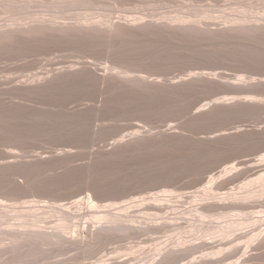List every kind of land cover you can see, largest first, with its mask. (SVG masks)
Returning a JSON list of instances; mask_svg holds the SVG:
<instances>
[{
    "label": "rangeland",
    "instance_id": "1",
    "mask_svg": "<svg viewBox=\"0 0 264 264\" xmlns=\"http://www.w3.org/2000/svg\"><path fill=\"white\" fill-rule=\"evenodd\" d=\"M77 1L0 40V264H264V0Z\"/></svg>",
    "mask_w": 264,
    "mask_h": 264
},
{
    "label": "bare ground",
    "instance_id": "2",
    "mask_svg": "<svg viewBox=\"0 0 264 264\" xmlns=\"http://www.w3.org/2000/svg\"><path fill=\"white\" fill-rule=\"evenodd\" d=\"M2 3H3V6H2V11H0V19L1 18H3V17H1V16H4L5 18H6V20H5V18H3V21H1L0 20V40H5V39H12V38H15V37H31V36H35V35H39V34H50V35H69V36H77V35H79V34H81V33H87V32H89V31H91L90 30V25H87V24H91V23H87V21L88 20H86L85 18H83V16H81V19L80 20H77V21H75V22H72V23H70V21H69V23H68V21L67 20H65V22L66 23H68V24H66V23H59V22H57V21H55L56 19H52V17H51V19L50 20H47L46 19V16H45V11L44 10H47V11H49L48 9H49V7L51 6L52 8H50L51 10H52V12H51V14L52 13H56V11H53V9L55 8L56 10H57V5H58V7H60V6H65L66 8H67V6L68 5H70V4H73V6L72 7H77V6H74V4L76 5V2H74L73 0H55V1H53V3H55L56 5V7H54L53 8V6H54V4H52V5H48L47 3H42L41 1H38L37 2V0L35 1V0H25V1H19V0H0ZM32 1H33V4H34V2L37 4L38 3V5H39V3L41 2V4H43V5H48L47 7H46V5L44 6V7H42V8H44V10L43 9H39V10H43L44 12H43V14H42V12L40 11L39 13H37V15H34V12L35 11H38V9L37 10H35L36 8H34V9H32L34 12L33 13H30L31 11H30V8L32 7ZM51 1V0H50ZM73 1V2H72ZM82 1V2H81ZM81 1H77V4H79V2L82 4V3H86V6H91V5H89L90 4V0H81ZM117 1V0H116ZM172 1V0H171ZM156 1H154V3H155ZM1 3V4H2ZM52 2H50V4H51ZM137 3V2H136ZM135 3V4H136ZM40 4V6H42ZM88 4V5H87ZM167 4V3H166ZM173 4H174V2H173ZM182 4H184V2L182 3ZM241 4V3H240ZM35 5V4H34ZM67 5V6H66ZM63 6V7H64ZM85 6V10H87L86 7ZM94 6V5H93ZM93 6H91V8L90 9H92V10H90L91 11V14H92V11H93V13H95L96 11H94V9L96 8H94ZM95 6H97V5H95ZM136 6V5H135ZM162 6H165V4L164 5H162ZM174 6V5H173ZM231 6H233V5H231ZM235 6V5H234ZM236 6H240L239 4L237 5L236 4ZM241 6H244L243 4H241ZM45 7L46 8H48V9H45ZM64 7V9L63 8H61V9H63L65 12H62L63 10H61V11H59L58 10V12L60 13V14H58V12H57V14L56 15H59V17H60V15H62L63 13L64 14H66V16H67V12L68 13H75V11H73V12H71L70 11V9L66 12V8ZM71 7V8H72ZM89 7H88V9H89ZM93 7V8H92ZM102 7H103V5H102ZM102 7H99L100 9H102ZM105 7V6H104ZM108 7V6H107ZM110 7H112V6H110ZM137 8H138V6H136ZM159 7V6H158ZM185 7V6H184ZM189 7V6H188ZM78 9H79V7H77ZM77 8H75V9H77ZM80 8H82L81 6H80ZM137 8H136V10H137ZM174 8V7H173ZM191 8V7H190ZM190 8H188V9H190ZM194 8H196V7H194ZM202 8H204V7H201V9ZM210 8V7H209ZM233 8V7H232ZM237 8H239V7H237ZM54 9V10H55ZM59 9V8H58ZM74 9V8H73ZM77 9V11L79 12V10ZM84 9V8H83ZM83 9H80V10H82V11H80L79 13L81 14V12H82V14L81 15H83L84 14V12L86 13H88V10L87 11H84ZM172 9V8H171ZM192 10H193V8H191ZM200 9V8H199ZM234 9V8H233ZM241 9V8H240ZM96 10V9H95ZM103 10H104V8H103ZM119 10V9H118ZM117 10V11H118ZM70 11V12H69ZM77 11H76V13H75V15L77 16ZM89 11V12H90ZM99 11H101V10H97V13H101V12H99ZM114 11H116V10H114ZM120 11V10H119ZM151 11V10H150ZM159 11V10H158ZM168 11H169V9H168ZM172 11V10H171ZM170 11V12H171ZM179 11V10H178ZM181 11V10H180ZM186 10H184V12H185ZM194 12H195V10H193ZM193 11H191V12H193ZM199 10H197L196 12H198ZM221 12H222V10H220ZM234 11V10H233ZM108 12V11H107ZM109 12H110V10H109ZM124 12V11H123ZM141 12V11H140ZM160 12H162V9H161V11ZM182 12V11H181ZM188 12V11H187ZM209 12V11H208ZM211 12V11H210ZM209 12V13H210ZM224 12V11H223ZM36 13V12H35ZM50 14V12H47V14ZM102 13H105V12H103L102 11ZM101 13V15L98 17V19L100 18V17H102V15H105V14H102ZM113 13V12H112ZM112 13L110 14V15H112ZM115 13V12H114ZM169 13V12H168ZM172 13V12H171ZM170 13V14H171ZM176 14H177V11L175 12ZM179 13V12H178ZM205 13V12H204ZM208 13V14H209ZM213 13V12H212ZM230 13H232V12H230ZM229 13V15L231 16V14ZM237 13H239V14H242V13H240V11L239 12H237ZM244 13H247V12H244ZM261 13V12H260ZM260 13H259V15H260ZM43 15V16H41V15ZM47 15V18H50V16H52V15H54V14H50V15ZM64 14L62 15V17L61 18H63V16H64ZM69 14V16H72V15H70ZM90 14V13H89ZM89 14H87L88 16H90ZM96 14V13H95ZM95 14H93V15H95ZM132 14V13H131ZM153 14H155V13H153ZM152 14V15H153ZM167 14V13H166ZM165 14V15H166ZM181 15H184V14H182V13H180ZM196 15H198L197 13H195ZM194 14V15H195ZM200 14H202V13H200ZM216 14H218V12L216 13ZM220 14V13H219ZM219 14H218V16H219ZM222 14V13H221ZM224 14H226V12H224ZM252 14H253V12H252ZM263 14V13H262ZM40 17H39V16ZM79 15V14H78ZM109 14H107L106 16H108ZM151 14H150V16H152ZM163 15V14H162ZM187 15V14H186ZM193 15V17H195ZM210 15V14H209ZM227 15V14H226ZM228 15V16H229ZM243 15V14H242ZM255 15V14H254ZM256 15H257V12H256ZM255 15V17L256 18H259V17H257ZM49 16V17H48ZM80 16V15H79ZM78 16V17H79ZM85 16V15H84ZM87 16V17H88ZM95 16H98V14H96ZM105 16V17H106ZM115 16H116V14L114 15V19H116L117 18V16H116V18H115ZM131 16V15H130ZM134 16V15H133ZM135 16H136V14H135ZM141 16H143V15H141ZM157 16V15H156ZM155 16V17H156ZM158 16H159V14H158ZM169 16V15H168ZM167 15L165 16L166 18L168 17ZM189 15H187V17H188ZM199 16H201V15H199ZM207 16V15H206ZM217 16V15H216ZM229 16V17H230ZM235 16V14L232 16V17H234ZM237 16V15H236ZM241 16V15H240ZM41 17L43 18V19H41ZM57 16H55V18H56ZM59 17H57V18H59ZM65 17V16H64ZM91 18H92V16H90ZM110 17V20H111V16H109ZM109 17H107V18H109ZM127 17V16H126ZM145 17H148V16H145ZM155 17H153V18H155ZM163 17V16H162ZM171 17V16H170ZM172 17H173V15H172ZM183 17H185V15L183 16ZM190 17H191V15H190ZM192 17V18H193ZM198 17V16H197ZM196 17V18H197ZM211 17V16H210ZM209 17V18H210ZM222 17H226V16H222ZM222 17H221V19H222ZM242 17V16H241ZM245 17H247V16H245ZM263 17V16H262ZM80 18V17H79ZM102 18H104V16L102 17ZM101 18V19H102ZM141 18V17H140ZM149 18V17H148ZM152 17H151V19H153ZM159 18V17H158ZM206 18V17H205ZM238 18V17H237ZM251 18H252V16H251ZM251 18H249L248 17V21H249V19H251ZM254 18V17H253ZM44 19H46V20H44ZM60 19V18H59ZM65 19V18H64ZM64 19H62V20H64ZM71 19V18H70ZM74 19V18H73ZM93 19L95 20V18L93 17ZM100 19V20H101ZM142 19H145V18H143L142 17ZM150 19V18H149ZM150 19V20H151ZM188 19V18H187ZM194 19V18H193ZM199 19V18H198ZM198 19H197V21H198ZM213 19V18H212ZM218 19H220L219 17H218ZM218 19H216V21L218 20ZM255 19V18H254ZM262 18H260V20H261ZM263 19H264V17H263ZM89 20H90V18H89ZM92 20V19H91ZM90 20V21H91ZM102 20H105V23H106V19H102ZM107 20H109V19H107ZM119 20H121V19H119ZM126 20H129V19H126ZM154 20H156V19H154ZM159 20V19H158ZM162 20H164V19H162ZM166 20V19H165ZM169 20V19H168ZM184 20H186V19H184ZM202 20H204V19H201L200 21H202ZM211 20V19H210ZM227 20V19H226ZM241 20H243V18H241ZM245 20V19H244ZM258 20V19H257ZM59 21V20H58ZM89 21V22H90ZM96 21V20H95ZM94 21V22H95ZM132 21V20H131ZM135 21V20H134ZM133 21V22H134ZM142 21V20H141ZM148 21V20H147ZM160 21V20H159ZM169 21H171V19L169 20ZM177 21H183V20H180V18L177 20ZM187 21L188 20H186V23H187ZM229 21V20H228ZM230 21H231V19H230ZM246 21V20H245ZM250 21H252V20H250ZM249 21V22H250ZM255 21V20H254ZM263 21V20H262ZM93 22V23H94ZM100 22H102V21H100ZM99 22V23H100ZM113 22V21H112ZM144 22V21H143ZM164 22V21H163ZM194 22L195 21H193V22H189L190 24H194ZM224 22V21H223ZM256 22V21H255ZM103 23V22H102ZM105 23H103V24H105ZM109 23V22H108ZM114 23V22H113ZM117 23V22H116ZM120 23V22H119ZM130 23H132V22H130ZM161 24H165L166 23V21H165V23H162V22H160ZM175 23V22H174ZM184 23V22H183ZM198 23H199V21H198ZM206 23V22H205ZM212 23V22H211ZM229 23V22H228ZM236 24H237V22H235ZM240 23H242V22H240ZM251 23H253V22H250V24ZM259 23H260V21H259ZM127 24V23H126ZM155 24V23H154ZM160 24V25H161ZM169 24V23H168ZM171 24V23H170ZM179 24V23H178ZM230 24H231V22H230ZM246 24V23H245ZM141 25V24H140ZM152 25V24H151ZM156 25V24H155ZM183 25V24H182ZM189 25V24H188ZM232 25H233V21H232ZM240 25V24H239ZM242 25H244V24H242ZM241 25V26H242ZM80 26H84V27H80ZM85 26H88V28L87 27H85ZM93 26V25H92ZM95 26V25H94ZM93 26V27H94ZM97 26V25H96ZM101 26V25H100ZM103 26V25H102ZM106 27H107V24L105 25ZM166 26V25H165ZM171 26V25H170ZM186 26H187V24H186ZM258 26V25H257ZM90 27V28H89ZM104 27V26H103ZM123 27H125V26H120V25H118L117 26V28L115 29V31L113 32V33H111V31L108 29V30H105L104 32H103V36H104V40H106L107 42L108 41H112L113 39H115L114 37L115 36H118V35H122V34H120V33H125V31L124 30H121ZM143 27V26H142ZM162 27V26H161ZM164 27V26H163ZM178 27H180V26H178ZM245 27V26H244ZM108 28V27H107ZM137 28V27H136ZM158 29V28H157ZM176 29V28H175ZM179 29H181V28H179ZM208 29V28H207ZM98 30V29H97ZM167 30V29H166ZM189 30H190V28H189ZM231 30V29H230ZM181 31V30H180ZM196 31V30H195ZM100 32H101V30H100ZM191 32V31H190ZM199 32V31H198ZM213 32V31H212ZM192 33H194V32H192ZM195 33H197V31L195 32ZM194 33V34H195ZM206 33V32H205ZM94 34V33H93ZM184 34V33H183ZM193 34V35H194ZM204 34V33H203ZM202 34V35H203ZM208 34V33H207ZM209 34H211L212 35V33H209ZM190 35V34H189ZM196 35V34H195ZM197 35H199V34H197ZM48 36V35H47ZM87 36V35H86ZM100 36V35H99ZM137 36V35H136ZM158 36H159V34H158ZM205 36V35H204ZM220 36V35H219ZM79 37V36H78ZM153 37V36H152ZM187 37V36H186ZM209 37V36H208ZM210 37H212V36H210ZM209 37V39H211ZM217 37V36H216ZM220 37H222V36H220ZM41 38H44L43 36L41 37ZM97 38V37H96ZM100 38V37H99ZM101 38H103V37H101ZM101 38H100V40H101ZM132 38H134V36L132 37ZM191 38V37H190ZM213 38V37H212ZM219 38V37H218ZM65 39V38H64ZM83 39V38H82ZM183 39H185V37L183 38ZM196 39V38H195ZM36 40V39H35ZM50 40V39H49ZM70 40V39H69ZM200 40V39H199ZM91 41V40H90ZM126 41V40H125ZM45 42V41H44ZM54 42V41H53ZM74 42V41H73ZM95 42V41H94ZM98 42H100V41H98ZM133 42H134V40H133ZM158 42V41H157ZM190 42H191V40H190ZM194 42V41H193ZM40 43V42H39ZM43 43V42H42ZM75 43V42H74ZM116 43V42H115ZM135 43V42H134ZM164 43V42H163ZM178 43V42H177ZM200 43H202V42H200ZM91 44V43H90ZM94 44V43H93ZM137 44V43H136ZM189 44H191V43H189ZM4 45V44H3ZM49 45H50V43H49ZM101 45H103V47H104V44H102L101 43ZM110 45V44H109ZM109 45L107 46V47H109ZM134 45V44H133ZM138 45V44H137ZM160 45V44H159ZM163 44H161V46H162ZM197 45V44H196ZM202 45V44H201ZM20 46H22V45H20ZM188 46V45H187ZM179 47V46H178ZM185 47V46H184ZM200 47V46H199ZM91 48V47H90ZM97 48V47H96ZM100 48V47H99ZM110 48V47H109ZM109 48H107V49H109ZM177 48V47H176ZM201 48V47H200ZM160 49H161V47H160ZM181 49V48H180ZM237 50H239L240 51V48L238 49V47L236 48ZM163 50H164V48H163ZM137 51V50H136ZM202 51V50H201ZM114 52V51H113ZM198 52V51H197ZM196 52V53H197ZM115 53H116V51H115ZM239 53V52H238ZM114 54V53H113ZM160 54V53H159ZM163 54H164V52H163ZM198 54V53H197ZM215 54V53H214ZM238 55V54H237ZM237 55H236V57H237ZM240 55V54H239ZM14 56V55H13ZM117 56V55H116ZM235 56V55H234ZM114 57V56H113ZM162 57V59H163V55L161 56ZM207 57V56H206ZM116 59V58H115ZM179 60V59H178ZM8 61H10V60H8ZM114 61V60H113ZM111 62V61H110ZM109 62V63H110ZM115 62H118V61H116L115 60ZM119 62H120V60H119ZM126 63V62H125ZM164 63V62H163ZM165 64V63H164ZM117 65V64H116ZM239 65V64H238ZM2 66V65H1ZM0 66V67H1ZM201 66V65H200ZM240 66H241V64H240ZM202 67V66H201ZM167 68V67H166ZM241 68H239V70H240ZM145 70V69H144ZM207 70V69H206ZM81 71H84V70H81ZM79 72V74L81 73L82 74V72ZM241 71V70H240ZM144 72V71H143ZM243 72V71H242ZM183 73V72H182ZM181 73V74H182ZM146 74V73H145ZM148 74V73H147ZM185 74V73H184ZM184 74H182V75H184ZM206 74V73H205ZM241 74V73H240ZM207 75H208V73H207ZM67 76H68V74H67ZM188 76V75H187ZM206 76V75H205ZM69 77V76H68ZM198 77H201V76H199L198 75ZM197 77V78H198ZM224 77V76H223ZM203 78H204V76H203ZM203 78L201 79L202 81H203ZM206 78V77H205ZM141 79H142V77H141ZM226 79V78H225ZM199 80V79H198ZM11 82V81H10ZM199 82H200V80H199ZM33 83V82H32ZM201 83V82H200ZM223 83V82H222ZM227 83V82H226ZM228 84V83H227ZM33 85H35L34 87L36 88V87H38L39 85H38V83H36V84H33ZM228 85H230V86H234L233 84H231V83H229ZM27 86V85H26ZM200 86V85H199ZM225 88H227V87H225ZM229 99H231V100H233V98H232V96L231 97H228ZM234 100H235V98H234ZM231 105V104H230ZM229 105V106H230ZM11 118V117H10ZM13 118V117H12ZM17 118V117H16ZM35 119V118H34ZM96 120H98V119H96ZM99 121H101V119L99 120ZM29 124V123H28ZM46 124V123H45ZM53 124V123H52ZM40 127H42V126H40ZM147 130V129H146ZM4 131V130H3ZM16 131V130H15ZM23 131V130H22ZM23 133V132H22ZM146 133V132H145ZM149 134H150V132H148ZM16 134V133H15ZM1 135V134H0ZM2 136V135H1ZM16 137V136H15ZM111 136H109V139H111L110 138ZM108 140V139H107ZM109 142V141H108ZM107 142V143H108ZM16 146V145H15ZM38 150V149H37ZM6 156V155H5ZM12 157V156H11ZM10 157V158H11ZM10 163V162H9ZM8 163V164H9ZM10 165H12V164H10ZM230 165V164H229ZM231 165H232V163H231ZM35 169V168H34ZM261 175V174H260ZM263 177H264V175H262ZM262 176H260V179H259V177H258V179L259 180H263L262 182H264V178H261ZM35 177V176H34ZM252 179H254V178H252ZM251 179V180H252ZM44 180H45V177H44ZM252 181H257L256 179H254V180H252ZM45 182V181H44ZM254 183V182H253ZM256 183V182H255ZM259 183V182H258ZM8 185V184H7ZM261 187V186H260ZM261 192V191H260ZM258 194H260V193H258ZM257 194V195H258ZM253 197H255V195L253 196ZM263 198V197H262ZM210 199V198H209ZM208 199V200H209ZM257 199H258V197H257ZM206 200V199H205ZM204 200V201H205ZM212 200V199H211ZM203 200H202V202H204ZM195 204V203H194ZM198 206V205H197ZM121 225H119V229H121L122 227H120ZM108 227V225L106 226H104L103 228L105 229V232L107 231V229L106 228ZM117 227V226H116ZM197 228V227H196ZM195 228V229H196ZM119 229H117V231L119 230ZM123 231V230H122ZM121 231V232H122ZM181 243V242H180ZM182 244H183V242H182ZM175 248V247H174ZM166 251H167V249H165ZM185 250V249H184ZM142 251V250H141ZM171 252H172V250H170ZM170 251H168V253H166L165 255H164V258H165V260H169V259H174V258H176L175 256L176 255H174V254H177L178 252H176L175 253V251H177V250H173L174 252H173V254L170 252ZM180 251V250H179ZM164 252V251H163ZM169 252H170V254H169ZM156 253H158V252H156ZM160 253V252H159ZM181 253V252H180ZM154 254V253H153ZM169 254V255H168ZM179 254V253H178ZM177 254V256L179 257V255ZM148 255V254H147ZM150 255H152L151 253H150ZM119 256V255H118ZM140 256V255H139ZM141 256H143L142 254H141ZM140 256V257H141ZM157 256H159V254L157 255ZM168 256H174L173 258H170V257H168ZM134 257V259H137V257H138V255L136 256V258H135V256H133ZM148 258L149 257H147V260H148ZM156 258V257H155ZM155 258H150V259H155ZM169 258V259H168ZM139 259V258H138ZM156 259H158V257L156 258ZM195 259V258H194ZM126 260V259H125ZM132 260H133V258H132ZM115 261H117V260H115ZM135 261H137V260H135ZM158 261V260H157ZM195 261V260H194ZM120 262V264L122 263V260H120V261H117V263L116 264H118ZM130 262V261H129ZM142 262V261H141ZM150 262V261H149ZM165 261L163 260V263H164ZM198 262V261H197ZM128 263V262H127ZM126 263V264H127ZM139 263H140V260H139ZM138 263V264H139ZM148 263V261L146 262V264ZM162 263V264H163ZM195 263V262H194ZM112 264H114L113 262H112ZM134 264V263H133ZM135 264H137V263H135ZM157 264H158V262H157Z\"/></svg>",
    "mask_w": 264,
    "mask_h": 264
},
{
    "label": "water",
    "instance_id": "3",
    "mask_svg": "<svg viewBox=\"0 0 264 264\" xmlns=\"http://www.w3.org/2000/svg\"><path fill=\"white\" fill-rule=\"evenodd\" d=\"M220 97H223V96H217V97H214L213 99H210V100L212 101V100L220 98Z\"/></svg>",
    "mask_w": 264,
    "mask_h": 264
}]
</instances>
